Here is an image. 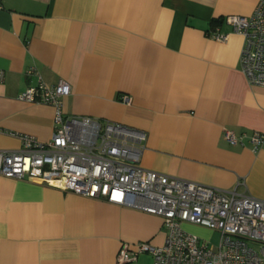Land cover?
<instances>
[{"label":"crops","instance_id":"crops-1","mask_svg":"<svg viewBox=\"0 0 264 264\" xmlns=\"http://www.w3.org/2000/svg\"><path fill=\"white\" fill-rule=\"evenodd\" d=\"M258 1L4 0L0 128L51 138L53 108L17 99L34 67L46 83L70 85L66 115L145 131L142 168L264 200V146L223 138L225 128L264 133V87L247 82L243 38L223 22L251 15ZM215 31L227 40L212 39ZM20 146L0 134V149ZM165 237L157 215L0 176V264H117L122 244L161 246Z\"/></svg>","mask_w":264,"mask_h":264},{"label":"built area","instance_id":"built-area-1","mask_svg":"<svg viewBox=\"0 0 264 264\" xmlns=\"http://www.w3.org/2000/svg\"><path fill=\"white\" fill-rule=\"evenodd\" d=\"M223 22L243 38L240 68L247 82L264 87V0L258 1L251 15H230ZM209 36L220 42L228 38L218 31ZM26 75L35 77V82L17 99L51 106L53 132L42 142L0 128V134L21 144L18 149H0V176L35 181L161 217L166 230L163 245L122 244L117 264L135 261L143 253L152 256L153 264H264V200L142 168L145 131L89 116L66 115L63 99L70 95V85L63 79L50 85L34 67ZM4 79L0 69V84ZM223 138L232 146L250 145L253 152L264 146V133L260 132L236 135L225 128ZM187 224L219 232L216 249L186 230Z\"/></svg>","mask_w":264,"mask_h":264},{"label":"rangeland","instance_id":"rangeland-1","mask_svg":"<svg viewBox=\"0 0 264 264\" xmlns=\"http://www.w3.org/2000/svg\"><path fill=\"white\" fill-rule=\"evenodd\" d=\"M191 233L195 234L196 236H198L200 238H203L204 240L209 241L211 249H216V247L219 243V240H220V233L219 232L212 231V230H209V229L203 228V227L201 229H199V231H195V232H191Z\"/></svg>","mask_w":264,"mask_h":264}]
</instances>
